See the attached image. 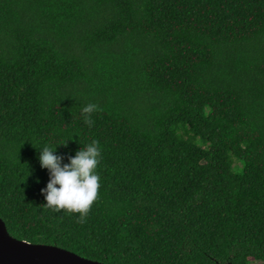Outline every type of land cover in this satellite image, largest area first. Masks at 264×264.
I'll list each match as a JSON object with an SVG mask.
<instances>
[{"label": "trees", "instance_id": "1", "mask_svg": "<svg viewBox=\"0 0 264 264\" xmlns=\"http://www.w3.org/2000/svg\"><path fill=\"white\" fill-rule=\"evenodd\" d=\"M66 140L101 146L84 223L43 205L33 145ZM0 218L105 264L264 263V0H0Z\"/></svg>", "mask_w": 264, "mask_h": 264}, {"label": "clouds", "instance_id": "2", "mask_svg": "<svg viewBox=\"0 0 264 264\" xmlns=\"http://www.w3.org/2000/svg\"><path fill=\"white\" fill-rule=\"evenodd\" d=\"M99 110L96 103L86 104L81 110L83 122L91 127L94 124L92 114ZM66 144L67 140L55 145H33L39 149L41 168L49 173L46 187L40 190L45 200L43 205L54 212L67 210L79 214L78 222L84 223L98 199L100 177L96 169L101 159V146L99 141L92 140L69 156L68 163H62L63 157L55 154V150L58 145Z\"/></svg>", "mask_w": 264, "mask_h": 264}, {"label": "water", "instance_id": "3", "mask_svg": "<svg viewBox=\"0 0 264 264\" xmlns=\"http://www.w3.org/2000/svg\"><path fill=\"white\" fill-rule=\"evenodd\" d=\"M0 264H105L56 245L32 243L11 236L0 218Z\"/></svg>", "mask_w": 264, "mask_h": 264}, {"label": "rangeland", "instance_id": "4", "mask_svg": "<svg viewBox=\"0 0 264 264\" xmlns=\"http://www.w3.org/2000/svg\"><path fill=\"white\" fill-rule=\"evenodd\" d=\"M235 160V159H234ZM252 264H264L263 261H257V260H254L252 261Z\"/></svg>", "mask_w": 264, "mask_h": 264}]
</instances>
